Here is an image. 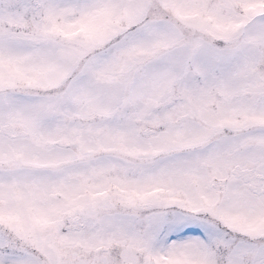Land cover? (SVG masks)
<instances>
[{
	"label": "snow or ice",
	"instance_id": "6c2138e0",
	"mask_svg": "<svg viewBox=\"0 0 264 264\" xmlns=\"http://www.w3.org/2000/svg\"><path fill=\"white\" fill-rule=\"evenodd\" d=\"M0 264H264V0H0Z\"/></svg>",
	"mask_w": 264,
	"mask_h": 264
}]
</instances>
